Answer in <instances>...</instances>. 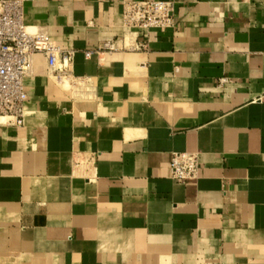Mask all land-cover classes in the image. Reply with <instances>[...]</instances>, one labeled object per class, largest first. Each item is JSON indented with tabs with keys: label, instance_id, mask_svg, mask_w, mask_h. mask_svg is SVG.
Returning <instances> with one entry per match:
<instances>
[{
	"label": "crops",
	"instance_id": "0c3cea01",
	"mask_svg": "<svg viewBox=\"0 0 264 264\" xmlns=\"http://www.w3.org/2000/svg\"><path fill=\"white\" fill-rule=\"evenodd\" d=\"M20 1L75 84L35 55L0 125V264H264V0H156L176 28L139 38L137 0ZM183 153L197 181L170 179Z\"/></svg>",
	"mask_w": 264,
	"mask_h": 264
},
{
	"label": "built area",
	"instance_id": "2783aa9c",
	"mask_svg": "<svg viewBox=\"0 0 264 264\" xmlns=\"http://www.w3.org/2000/svg\"><path fill=\"white\" fill-rule=\"evenodd\" d=\"M174 11L175 4L171 1H128L123 5L122 25L136 38L150 31L175 30ZM136 46L146 48L143 42H137ZM118 50L116 41H105L94 53L103 55ZM91 54L86 52L85 57L89 59ZM35 55L46 59L48 74L57 84H75L72 73L75 52L56 45L45 29L27 27L22 1L0 0V125H22L27 101L24 82L32 73ZM201 169L199 155L174 154L170 179L179 184L194 182Z\"/></svg>",
	"mask_w": 264,
	"mask_h": 264
}]
</instances>
